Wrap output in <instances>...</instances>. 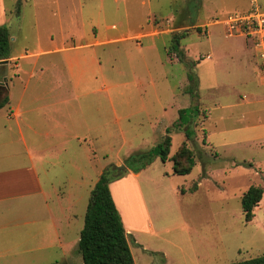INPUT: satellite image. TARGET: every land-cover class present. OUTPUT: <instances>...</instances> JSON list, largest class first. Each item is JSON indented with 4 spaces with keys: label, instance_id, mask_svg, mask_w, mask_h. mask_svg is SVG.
Listing matches in <instances>:
<instances>
[{
    "label": "rangeland",
    "instance_id": "374dc122",
    "mask_svg": "<svg viewBox=\"0 0 264 264\" xmlns=\"http://www.w3.org/2000/svg\"><path fill=\"white\" fill-rule=\"evenodd\" d=\"M16 2L22 8L19 16L15 15ZM262 3L264 0L14 1V15L6 26L17 36L16 49H34L50 34L60 43L69 30L87 38L91 35L92 41L95 35L108 40L89 48L101 60L98 66L102 70L97 77L93 74L92 82L107 97L106 132L102 140L86 136L77 141L76 158H67L65 168L76 181L60 184L62 191L78 200L72 226L75 234L80 235L84 227L92 190L107 169L117 175L109 187L112 183L113 198L126 232L129 229L132 264H232L264 254V196L254 207L251 221L245 220L242 207L243 193L250 186L264 188V175L259 173L264 167L229 158L230 154L256 157L259 163L264 149L258 141L252 148L235 144L220 147L218 152L206 143L207 131L222 137V131L236 122L235 116L264 107L238 103L250 91L238 82V58L246 50L245 38L252 44L253 38L227 36L221 23L228 14ZM177 39L185 59L175 51ZM248 49L253 51L251 46ZM220 63L221 71L215 72ZM194 75L198 98L188 92V86L195 83L190 81ZM229 81L234 84L227 86ZM192 105L200 114L192 122L193 139L187 140L179 122L180 109ZM221 116L229 119L219 121ZM172 129L170 156L186 141L195 152L193 170L175 174L171 159L164 162L155 157L139 172L132 171L142 161L131 158L151 151ZM47 157L49 169L40 171L48 189V181L57 183L58 177L54 176L53 155ZM122 166L120 174L117 167ZM13 249V255L1 258V264L82 261L78 246L67 252L55 248L17 254L22 248Z\"/></svg>",
    "mask_w": 264,
    "mask_h": 264
},
{
    "label": "crops",
    "instance_id": "0c3cea01",
    "mask_svg": "<svg viewBox=\"0 0 264 264\" xmlns=\"http://www.w3.org/2000/svg\"><path fill=\"white\" fill-rule=\"evenodd\" d=\"M14 1L0 0V25H7L14 15ZM16 3V9L21 10L20 2ZM258 7L264 11L263 3ZM20 14L16 10L15 15ZM9 31L11 56L0 63V264L4 257L13 255V248H22L18 254L55 248H65L67 252L66 249L78 246L80 235L72 231L78 200L71 192L62 191L60 184L76 181L65 169L68 160H75V145L82 138L102 140L107 128L103 114L108 111L103 89L92 82L93 74L97 77L102 70L101 64L98 66L101 60L89 49L108 40L95 35L92 41L91 35L87 38L79 31L69 30L60 43L50 34L46 42L36 43L34 49L19 50L15 47L17 36L10 28ZM249 40L245 38L246 50L238 58L237 72L241 74L238 82L250 91L241 95L238 103L264 106V38L253 44ZM250 46L254 53L248 49ZM220 65L215 66V72L221 71ZM13 68L17 70L15 75ZM229 73L233 74L231 70ZM208 112L209 109L204 111L206 119ZM228 119L221 116L219 121ZM234 120L231 129L222 131V137L207 131L206 143L218 151L235 144L252 148L259 141L264 149V107L235 116ZM48 154L53 155L54 176L58 179L57 183L49 180L51 187L47 189L40 170L49 169ZM229 158L264 167V159L258 163L256 157L246 159L230 154ZM259 173L264 175L262 170ZM110 189L112 193V183ZM71 233L76 236L71 237Z\"/></svg>",
    "mask_w": 264,
    "mask_h": 264
},
{
    "label": "trees",
    "instance_id": "16d2710c",
    "mask_svg": "<svg viewBox=\"0 0 264 264\" xmlns=\"http://www.w3.org/2000/svg\"><path fill=\"white\" fill-rule=\"evenodd\" d=\"M18 7L17 13L19 14ZM174 45L175 51L179 52V58L185 59V53L180 50L179 40ZM11 56V35L8 26L0 25V61L9 59ZM195 76V75H194ZM196 77V78H195ZM194 85L188 86L194 98H198V78ZM196 107V106H195ZM193 105L180 109L179 122L187 140L193 139L192 122L200 112L194 111ZM205 115V113H204ZM177 129L178 126L174 125ZM172 130H167L162 141L156 144L148 153L133 156L131 161H142L137 167H131L132 171L139 172L155 157L162 161L171 159L173 161V172L179 175L189 174L196 165L195 152L186 145V141L178 148L176 153L170 156L172 145ZM130 161V162H131ZM245 165H251L244 163ZM112 171V172H111ZM117 175L113 170H104L94 189L92 190L87 211L85 214L84 227L80 234L78 250L82 255L84 264H132L133 254L129 243V235L126 232L121 214L111 193L109 183ZM264 188L262 186H250L242 196V207L245 220L251 221L254 217V207L263 199ZM58 264V263H54ZM232 264H264V254L256 257L235 261Z\"/></svg>",
    "mask_w": 264,
    "mask_h": 264
},
{
    "label": "built area",
    "instance_id": "2783aa9c",
    "mask_svg": "<svg viewBox=\"0 0 264 264\" xmlns=\"http://www.w3.org/2000/svg\"><path fill=\"white\" fill-rule=\"evenodd\" d=\"M221 23L229 35H243L258 42L264 38V11L256 5L250 11L228 14Z\"/></svg>",
    "mask_w": 264,
    "mask_h": 264
},
{
    "label": "water",
    "instance_id": "95a60500",
    "mask_svg": "<svg viewBox=\"0 0 264 264\" xmlns=\"http://www.w3.org/2000/svg\"><path fill=\"white\" fill-rule=\"evenodd\" d=\"M6 60H4V61H0V63H3V62H5ZM122 169H124V166H122V167H117V170L119 171V173L120 174H122L123 173V170ZM126 169V168H125ZM82 264H84V263H82Z\"/></svg>",
    "mask_w": 264,
    "mask_h": 264
}]
</instances>
